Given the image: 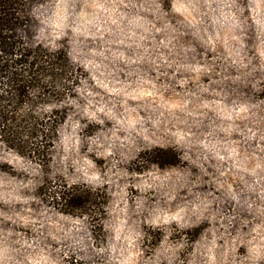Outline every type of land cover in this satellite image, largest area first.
<instances>
[{
    "label": "rangeland",
    "instance_id": "obj_1",
    "mask_svg": "<svg viewBox=\"0 0 264 264\" xmlns=\"http://www.w3.org/2000/svg\"><path fill=\"white\" fill-rule=\"evenodd\" d=\"M20 16L63 71L0 101V264H264V0Z\"/></svg>",
    "mask_w": 264,
    "mask_h": 264
},
{
    "label": "trees",
    "instance_id": "obj_2",
    "mask_svg": "<svg viewBox=\"0 0 264 264\" xmlns=\"http://www.w3.org/2000/svg\"><path fill=\"white\" fill-rule=\"evenodd\" d=\"M24 5L25 0H0V101L17 103V100H30L37 93H45L53 81H47V75L49 78L50 74L58 76L57 71L63 68L55 52L33 49L19 37V29L25 24L20 16ZM1 117L5 118L3 114ZM4 120L16 123L14 116ZM44 126V120L36 119L30 130L42 137Z\"/></svg>",
    "mask_w": 264,
    "mask_h": 264
}]
</instances>
